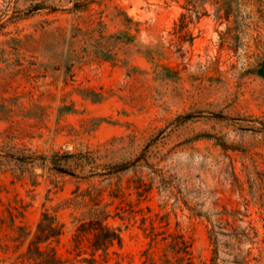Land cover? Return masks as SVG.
<instances>
[{"label":"rangeland","instance_id":"1","mask_svg":"<svg viewBox=\"0 0 264 264\" xmlns=\"http://www.w3.org/2000/svg\"><path fill=\"white\" fill-rule=\"evenodd\" d=\"M96 216L99 264H264V0H0V264Z\"/></svg>","mask_w":264,"mask_h":264},{"label":"trees","instance_id":"2","mask_svg":"<svg viewBox=\"0 0 264 264\" xmlns=\"http://www.w3.org/2000/svg\"><path fill=\"white\" fill-rule=\"evenodd\" d=\"M184 15L182 16V18ZM96 220L83 224L79 227V233H91L94 235L93 247L95 251L90 258H85L84 263L86 264H99V257L96 256V253L100 250H105L113 245L114 242L121 244L120 235L111 230L108 226L104 225L106 218H100L96 216ZM56 219L52 218L51 223L48 224L45 228L48 231L47 234H44V231H41L44 228V223H40L39 229L41 233H38L35 239L31 242L27 253L25 254L26 258L29 260L30 264H64L62 256L59 254L56 247L52 246L50 241L53 237L57 239L62 235V227L55 222ZM96 222L97 228L90 224ZM55 225V226H54ZM58 242V240H57ZM42 245H45V249H42Z\"/></svg>","mask_w":264,"mask_h":264}]
</instances>
